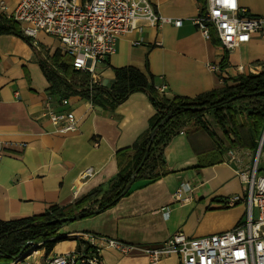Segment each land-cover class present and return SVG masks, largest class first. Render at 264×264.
Wrapping results in <instances>:
<instances>
[{
	"label": "crops",
	"instance_id": "0c3cea01",
	"mask_svg": "<svg viewBox=\"0 0 264 264\" xmlns=\"http://www.w3.org/2000/svg\"><path fill=\"white\" fill-rule=\"evenodd\" d=\"M0 1L6 4L0 17L13 19L20 0ZM149 1L161 16L182 18V25H144L123 34L115 53L96 64L95 82L115 81L117 67L132 65L151 73L156 85H166L168 96L194 97L235 85L240 76L263 69L264 24L249 41L226 50L215 36L206 38L193 23L207 0ZM238 1L251 15L264 18V0ZM13 20L23 33L22 24ZM58 51L63 53L59 40L44 31L31 42L14 33L0 34L1 220L74 203L96 188L108 190L120 164L133 154L129 147L146 132L156 112L142 90L131 93L114 110L79 94L65 97L68 104H63L64 97L49 90L42 68ZM50 111L73 112L77 129L58 132ZM215 125L210 122L211 129L221 134ZM220 141L200 124L187 123L165 145L155 178L135 179L129 193L114 205L62 225L58 234L64 239L50 253L42 246L28 248L16 264H43L56 254L83 248L87 233L129 245L126 252L102 247L103 264H181L177 254L152 262L146 248L159 246L176 231L201 236L232 229L245 212L244 204L227 205L229 196L244 186L237 173L239 159L229 151L235 149L240 159L249 162L253 149L223 150ZM89 168L92 173L86 174ZM182 184L189 188L181 190Z\"/></svg>",
	"mask_w": 264,
	"mask_h": 264
},
{
	"label": "built area",
	"instance_id": "2783aa9c",
	"mask_svg": "<svg viewBox=\"0 0 264 264\" xmlns=\"http://www.w3.org/2000/svg\"><path fill=\"white\" fill-rule=\"evenodd\" d=\"M0 9H6L3 1ZM11 16L22 24L26 36L35 37L44 31L57 38L63 53L71 58L73 68L87 70L92 75L98 62L115 53L117 40L123 34L144 25L183 23L182 18L161 16L149 0H20ZM193 23L208 39L215 30L220 45L228 50L262 32L264 18L251 15L238 0H207V6L200 9ZM157 87L160 92L166 90L164 84ZM62 103L68 104V99L63 98ZM50 117L58 132L77 129L71 111H50ZM263 143L264 134L260 148ZM260 152L253 161L246 162L235 149L229 151L232 158L239 159L237 173L244 185L240 193L227 199L228 206H245L244 215L234 228L201 236L176 231L159 246L146 248L152 262L177 254L181 264H264V170L259 164ZM91 173L89 168L86 174ZM183 187L189 188L187 184H182L181 190ZM84 236L86 250L56 254L43 264H103L102 247H115L122 252L129 248L115 238L92 233ZM25 253H20L12 263H19Z\"/></svg>",
	"mask_w": 264,
	"mask_h": 264
},
{
	"label": "trees",
	"instance_id": "16d2710c",
	"mask_svg": "<svg viewBox=\"0 0 264 264\" xmlns=\"http://www.w3.org/2000/svg\"><path fill=\"white\" fill-rule=\"evenodd\" d=\"M1 33H14L31 42V37L24 35L11 18L0 17ZM213 36L220 44L215 30H212ZM42 68L50 82L49 90L60 94L62 98L79 94L93 104L114 110L131 93L142 90L148 94L156 112L150 118L146 132L129 147L133 154L124 165L120 164L108 190L102 192V188H96L73 204L54 205L41 214L13 220L0 219V263L11 262L32 245L42 246L46 254L50 253L54 245L64 239L58 234L59 228L70 222L54 220L75 214L87 217L114 205L129 193L130 189H125L135 172V179L155 178L158 167L163 164L165 145L189 122L200 124L208 132L217 135L221 139L223 150L231 147L255 149L258 139L264 134V67L259 73L240 76L235 85H225L194 97L176 94L168 96L165 92H160L151 73H145L132 65L117 67L113 86H106L95 82L89 71L73 68L71 58L61 51L56 52L51 64L43 63ZM241 101L246 104L240 106L242 109L234 108L233 111V105ZM238 109L246 113L247 121L243 124L235 121ZM169 114L171 117L164 122ZM207 114L214 119L221 134L211 129ZM228 122L230 126H227ZM151 141L149 154L145 158ZM262 150L264 152V143ZM87 248L85 245L76 250Z\"/></svg>",
	"mask_w": 264,
	"mask_h": 264
},
{
	"label": "rangeland",
	"instance_id": "374dc122",
	"mask_svg": "<svg viewBox=\"0 0 264 264\" xmlns=\"http://www.w3.org/2000/svg\"><path fill=\"white\" fill-rule=\"evenodd\" d=\"M262 70H260V72H261ZM252 73V72H251ZM257 73H259V72H257ZM249 74V73H248ZM246 104V102H243V101H241V102H238V103H235V106L233 105V107L231 108L233 111H234V108H241L240 106H244ZM242 109V108H241ZM236 113V112H235ZM235 118H236V123L237 124H243L245 121H247V117H246V113L245 112H243V111H240V109H238V114H236V116H235ZM208 119L210 120V122H212V124H215L216 122L214 121V119L211 117V115L210 114H208ZM214 126V125H213ZM216 127H218L217 125H215ZM227 126H230V122H228L227 123ZM229 128V127H228ZM229 129H231V127L229 128ZM231 131V130H230ZM264 133V132H263ZM261 136H263V134L261 135ZM261 140H262V137H260V139H258V144H257V146L255 147V149H253V159H252V161L254 160V156L258 153V150L260 149L261 150V152H260V157H259V164H260V166L263 164L264 165V163H263V160H264V152H263V150H262V148H260V142H261ZM75 203V202H74ZM73 204V203H72ZM34 248H35V246H34Z\"/></svg>",
	"mask_w": 264,
	"mask_h": 264
},
{
	"label": "water",
	"instance_id": "95a60500",
	"mask_svg": "<svg viewBox=\"0 0 264 264\" xmlns=\"http://www.w3.org/2000/svg\"><path fill=\"white\" fill-rule=\"evenodd\" d=\"M113 83H114V81H110V82H108L107 80H103V82H102V84L107 85V86H109V87L113 86ZM258 93H260V92H258ZM170 117H171V114H169V115L164 119V122H166ZM152 135H154V132L152 133ZM151 144H152V141L149 143V145H148V147H147L146 154H145V158H146V157L148 156V154H149V150H150ZM258 152H260V149L258 150ZM135 177H136V172H135L134 174H132V176H131V180H130V182L127 184V187H126L125 191H127V190L131 187L132 183H133L134 180H135ZM79 218H81V215H80V214H75L74 216H71V217L61 218V219H56V220H54V222H57V221H73V220H76V219H79Z\"/></svg>",
	"mask_w": 264,
	"mask_h": 264
}]
</instances>
